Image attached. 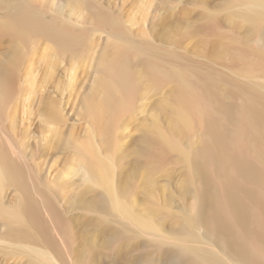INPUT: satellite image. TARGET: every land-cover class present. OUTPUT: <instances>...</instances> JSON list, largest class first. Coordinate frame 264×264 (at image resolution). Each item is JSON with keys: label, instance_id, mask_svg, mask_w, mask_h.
I'll use <instances>...</instances> for the list:
<instances>
[{"label": "rangeland", "instance_id": "374dc122", "mask_svg": "<svg viewBox=\"0 0 264 264\" xmlns=\"http://www.w3.org/2000/svg\"><path fill=\"white\" fill-rule=\"evenodd\" d=\"M20 9L77 41L26 29ZM258 18L264 0H0V152L70 229H54L60 254L16 236L23 192L0 176V264H169L186 251L245 264L196 217L206 130L180 88L184 75L214 81L227 104L264 97V70L241 53L264 48ZM118 51L134 75L124 103L105 89Z\"/></svg>", "mask_w": 264, "mask_h": 264}, {"label": "bare ground", "instance_id": "6f19581e", "mask_svg": "<svg viewBox=\"0 0 264 264\" xmlns=\"http://www.w3.org/2000/svg\"><path fill=\"white\" fill-rule=\"evenodd\" d=\"M14 16L26 29L44 27L56 37L70 38L72 43L77 41V37H69L66 31L50 27L28 11L20 9ZM258 19V25L264 28V18ZM246 51L241 52L242 58L264 70V48ZM126 58V52L118 51L106 65L110 76L105 89L108 94L119 93V102L125 101L134 82V75L125 65ZM155 67L153 65L152 73L156 77L167 75ZM181 80L180 107L188 119L199 121L206 130V139L195 154V162L204 179L196 217L206 223L214 238L226 249L234 251L245 264H264V97L247 91L243 92L239 105L227 104L220 97L214 81L188 80L184 75ZM219 108L222 109L220 115L217 114ZM98 125L104 128L102 122ZM7 155L0 152V176L23 192L22 212L17 217L20 226L14 234L39 238L60 254L62 249L59 250L54 229L69 240L68 222L51 201L36 191L22 162ZM186 252L171 254L170 260L167 258L169 264H215L209 258Z\"/></svg>", "mask_w": 264, "mask_h": 264}]
</instances>
